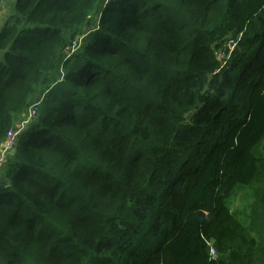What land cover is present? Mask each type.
<instances>
[{"label":"trees","instance_id":"1","mask_svg":"<svg viewBox=\"0 0 264 264\" xmlns=\"http://www.w3.org/2000/svg\"><path fill=\"white\" fill-rule=\"evenodd\" d=\"M8 14L0 264H264V0Z\"/></svg>","mask_w":264,"mask_h":264},{"label":"built area","instance_id":"2","mask_svg":"<svg viewBox=\"0 0 264 264\" xmlns=\"http://www.w3.org/2000/svg\"><path fill=\"white\" fill-rule=\"evenodd\" d=\"M38 114L39 103H35L29 107L23 119L8 131L5 140L0 145V167L4 165L8 157L14 153L21 135L35 122ZM211 251L214 253L213 248H211Z\"/></svg>","mask_w":264,"mask_h":264},{"label":"rangeland","instance_id":"3","mask_svg":"<svg viewBox=\"0 0 264 264\" xmlns=\"http://www.w3.org/2000/svg\"><path fill=\"white\" fill-rule=\"evenodd\" d=\"M15 2H16V0H5L4 1V5H3V7H2V5H1V7H0V11H1V13H2V15L0 16V19L2 18V17H4V16H8L9 14H8V12H10V10L12 9V7H13V5L15 4ZM8 10V11H7ZM93 17H94V15H93ZM91 18V23H89V24H87L85 27H84V30L85 31H87V30H90V29H92L93 28V24H94V18Z\"/></svg>","mask_w":264,"mask_h":264},{"label":"crops","instance_id":"4","mask_svg":"<svg viewBox=\"0 0 264 264\" xmlns=\"http://www.w3.org/2000/svg\"><path fill=\"white\" fill-rule=\"evenodd\" d=\"M22 118H23V117H22ZM22 118H21V119H22ZM18 122H19V121H18ZM18 122H17L16 124H18ZM4 140H5V139H4ZM4 140H3V141H4Z\"/></svg>","mask_w":264,"mask_h":264}]
</instances>
